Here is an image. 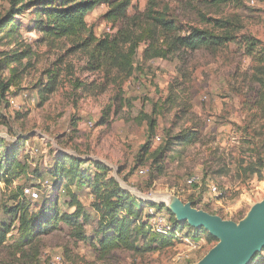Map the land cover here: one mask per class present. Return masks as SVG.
<instances>
[{
  "label": "rangeland",
  "instance_id": "1",
  "mask_svg": "<svg viewBox=\"0 0 264 264\" xmlns=\"http://www.w3.org/2000/svg\"><path fill=\"white\" fill-rule=\"evenodd\" d=\"M10 1L0 0V83L8 85L12 79L9 94L0 100V140L5 149L18 137L30 138L22 143L19 153L20 160L29 162L30 173L35 166L42 171L50 168L51 156L64 153L85 161L87 157L102 160L109 169L108 176L123 191L136 198L164 202V206L172 199L175 208L178 199L224 220L240 222L251 208L263 202L264 168L258 178L243 174L239 165L255 156L256 145L264 142L258 135L261 130L264 134V119L255 105L261 86L253 80L254 69L264 66V62L260 65L264 58V0H256L254 6L250 0H240L243 7L215 4L214 0H133L129 16L144 13L153 4L169 13L182 36L195 28L220 35L222 31L215 28V22L234 18L235 39L220 48L207 46L191 52L174 64L154 60L139 65L135 76L123 84L121 94L109 84L99 96L73 87L75 79L87 84L96 79L85 69L86 58L81 53L67 54L71 47L67 42L37 43L40 34L33 22L34 10L5 19ZM107 10L108 5L101 4L87 17L97 36L107 34L111 25L105 19ZM248 39L258 42L252 54L248 52ZM27 50L28 57H18ZM69 65L74 67L72 75L67 71ZM58 71V90L44 103L50 73ZM11 99L19 109L10 105ZM103 121L107 123L101 125ZM157 136L162 138L161 143L155 141ZM142 157L151 163L141 165ZM156 159L162 160V174L155 169ZM195 176L221 188L224 208L216 204L209 188L201 192L188 188V180ZM44 177L41 183L54 186L50 176ZM26 178L15 180L10 188L0 183V226L3 223L12 230L0 250V264H50L57 255L65 264H198L219 243L218 239L207 241L204 234L196 243L193 230L186 227L174 247L139 255L116 252L100 260L88 244L72 239L62 224L61 230L43 234L32 245L22 247L19 224H12L3 209L13 205L17 190L30 187ZM72 187L74 191L79 189ZM50 188L41 187V201L31 204L32 213L39 214L45 202L57 197L59 188ZM90 192L84 189L78 193L87 207L94 199ZM59 199L62 213L73 212L65 204L69 199L63 193ZM23 200L21 196L19 201ZM98 220L96 214L92 215L93 222L86 228L91 238ZM257 257H261L258 264H264V250L251 264Z\"/></svg>",
  "mask_w": 264,
  "mask_h": 264
},
{
  "label": "trees",
  "instance_id": "2",
  "mask_svg": "<svg viewBox=\"0 0 264 264\" xmlns=\"http://www.w3.org/2000/svg\"><path fill=\"white\" fill-rule=\"evenodd\" d=\"M132 2L133 0H11L5 19H14L25 11L34 10L33 22L36 24V31L40 34L37 43L47 42L55 45L67 42L71 45L67 54L81 53L86 58L85 69L95 75L96 79L90 84L75 79L73 87L76 91L81 89L84 94L92 96L103 94L106 91V85L109 86V84L115 85L121 94L123 84L135 76L139 65L142 66L154 60L174 64L182 61L191 52L200 51L207 46L220 48L235 39L232 36L236 21L234 18L215 22V28L222 31L220 35L195 28L187 36H182L169 13L158 10L153 4L144 13L129 16L128 8ZM104 3L108 5L105 19L116 29V32L97 36L94 27L89 25L87 17L96 7ZM212 3H231L243 7L240 0H219V2L214 0ZM243 9L247 10L246 7ZM257 44L256 40L248 39L250 54L254 52ZM141 49H143L142 54H140ZM28 56V50L18 55V57ZM263 62L264 58L260 65ZM254 70L253 80L261 86L255 105L260 111L261 118L264 119V66ZM67 71L72 75L74 67L69 65ZM50 76L51 82L45 86L44 103L58 90L59 71L50 73ZM11 83L12 79L9 80L8 85L0 83V100L6 99ZM108 114L111 115V112L109 111ZM106 123L103 121L101 125ZM151 127L153 128V123ZM258 135L264 137L263 131L261 130ZM29 139L18 137L16 143L5 149H3L4 141L0 140V183L10 188L15 180L25 176L30 187L40 190L41 181L47 174L52 178L54 186L61 191H57V197L54 200L45 202L39 214L32 213L30 206L41 200L32 201L26 197L24 190L28 187L19 189L20 194L17 190L12 198L13 205L4 207L3 213L10 222L19 224L22 247L32 245L43 234L61 230L62 224L68 228L72 239L77 243L88 244L100 260L110 258L116 252H128L133 255L157 252L174 247L179 241L175 233L165 237L152 232L146 221L144 202H139L138 198L123 191L118 182L108 176L109 169L103 163L88 162L60 153L54 158L50 168L42 171L35 166V170L30 173L29 162L20 160L19 154L22 143ZM144 147L142 149H145ZM256 147L257 149L253 150L255 156L245 158L248 162L242 161L239 170L245 175L259 178L264 168V142ZM161 162L162 160L156 159L154 165H157L155 169H160L162 174L164 168ZM140 163L147 165L151 162L150 160L144 162L142 157ZM73 185L79 189L72 190ZM84 189L91 191L90 196L94 198L89 207L83 204L78 194ZM61 193L69 199L65 201V204L73 212H61L62 205L59 199ZM21 196L24 198L23 201H19ZM150 205L164 210L177 231H183L186 227L193 230L194 242L199 243L203 234L207 241L217 242L216 238L206 230L193 229L188 223L177 221L163 204L150 203ZM95 214L99 218L98 227L95 236L91 238L86 228L93 222L92 215ZM1 224L0 250L5 246L12 231L11 226ZM34 256L37 257L38 252ZM260 258L257 257L252 264H258Z\"/></svg>",
  "mask_w": 264,
  "mask_h": 264
},
{
  "label": "water",
  "instance_id": "3",
  "mask_svg": "<svg viewBox=\"0 0 264 264\" xmlns=\"http://www.w3.org/2000/svg\"><path fill=\"white\" fill-rule=\"evenodd\" d=\"M176 200L175 208L172 199L165 207L177 221L188 223L194 229H204L219 241L198 264H251L254 257L263 252L264 200L251 208L240 222L224 220L220 216L193 208L191 203L183 204Z\"/></svg>",
  "mask_w": 264,
  "mask_h": 264
},
{
  "label": "built area",
  "instance_id": "4",
  "mask_svg": "<svg viewBox=\"0 0 264 264\" xmlns=\"http://www.w3.org/2000/svg\"><path fill=\"white\" fill-rule=\"evenodd\" d=\"M249 4L251 6H254L256 4V0H250ZM116 32V29L110 25L106 29L107 34H114ZM10 105L14 109H19L20 106L18 103L13 99L10 100ZM92 126V124H90ZM155 141L158 143L162 142V138L157 136L155 138ZM141 175L145 174V171L141 170L140 171ZM188 188L189 189H195V192H201L204 188H209L210 192L216 199V204H218L220 207H223V202L222 200L224 199L225 193L221 192V188L217 185L214 184H206L205 181L200 178V177H194L188 180L187 182ZM210 185V186H209ZM41 186L48 189V188H53L54 186L50 185L49 182L41 183ZM50 188V189H51ZM41 190V189H40ZM40 190L32 187H28L24 190V195L28 197L32 201H39L41 200V194ZM143 200L146 205L144 206V213L146 216V221L149 223L151 230L153 233L160 235V236H165L168 237L172 234L175 233L176 237L178 238L179 234L182 233V231H177L175 229V226L173 222L170 220L169 215L164 211V210H159L158 208L150 205V203H156L153 201H150L148 199H140ZM157 204H162V203H157ZM215 206V205H214ZM236 207L239 206V204L235 205ZM227 212H230L231 210L226 208L225 209ZM186 239V238H185ZM188 241V238L186 239ZM50 264H65L64 258L60 255L54 256L50 262Z\"/></svg>",
  "mask_w": 264,
  "mask_h": 264
},
{
  "label": "crops",
  "instance_id": "5",
  "mask_svg": "<svg viewBox=\"0 0 264 264\" xmlns=\"http://www.w3.org/2000/svg\"><path fill=\"white\" fill-rule=\"evenodd\" d=\"M57 157V155L55 154V155H53V157L51 156V159H52V161L54 160V158H56ZM87 161L88 162H91V161H97V162H101V163H103L104 165H106L102 160H98V159H95V158H92V157H87ZM107 166V165H106ZM138 199H142V198H140V197H137ZM91 199H92V197H91ZM90 201H92V200H90Z\"/></svg>",
  "mask_w": 264,
  "mask_h": 264
}]
</instances>
